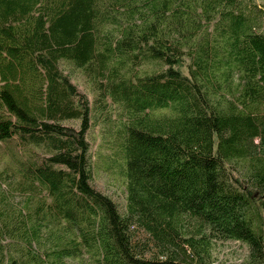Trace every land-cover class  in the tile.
I'll list each match as a JSON object with an SVG mask.
<instances>
[{
  "label": "trees",
  "instance_id": "obj_1",
  "mask_svg": "<svg viewBox=\"0 0 264 264\" xmlns=\"http://www.w3.org/2000/svg\"><path fill=\"white\" fill-rule=\"evenodd\" d=\"M62 61L119 109L124 215L91 185V108ZM0 145L21 189L50 199L41 218L0 230L27 245L9 257L0 247V264L83 253L210 264L212 243L228 240L264 264V11L253 0H0ZM132 227L149 244L135 245ZM42 230L44 256L31 250Z\"/></svg>",
  "mask_w": 264,
  "mask_h": 264
},
{
  "label": "rangeland",
  "instance_id": "obj_2",
  "mask_svg": "<svg viewBox=\"0 0 264 264\" xmlns=\"http://www.w3.org/2000/svg\"><path fill=\"white\" fill-rule=\"evenodd\" d=\"M264 11V0H253ZM60 71L66 75L71 83L76 86L78 91L84 94L91 108L90 127L86 133V140L89 144V160L91 167L92 187L107 196L116 205L121 215L126 212V181L123 176L124 163L122 154L118 147L115 133L119 118V109L107 99L108 106L102 107L97 102V91L92 83L88 81L82 71L67 62H60ZM151 70L150 65L144 67ZM101 108L100 111L98 108ZM167 111H158L157 114H166ZM121 118V117H120ZM64 125L78 129V121H64ZM16 149H14L15 151ZM35 155L43 154L38 148L33 149ZM24 154L23 152H21ZM29 153V151H27ZM18 156V153H17ZM20 178L17 176V165L9 150L0 145V230L8 221H22L25 217L35 216L41 218V211L44 204H48L47 198L42 188H38L34 193L24 191L18 185ZM42 206V208H41ZM264 222V209L262 212ZM40 219L39 221H41ZM132 242L139 248L148 243L147 235L140 229L130 228ZM264 231V226H263ZM47 232L42 230L40 240L33 244L31 250L45 255L47 249ZM21 245L27 247L22 241L19 243L5 234H0V247L4 257H9L17 252ZM21 244V245H20ZM39 245V246H37ZM151 246V245H150ZM149 249H151V247ZM152 250L145 252L149 257ZM246 245L237 241H215L212 243L210 251V264H246L247 260ZM69 264H93L88 255L82 254L79 259L67 260Z\"/></svg>",
  "mask_w": 264,
  "mask_h": 264
}]
</instances>
